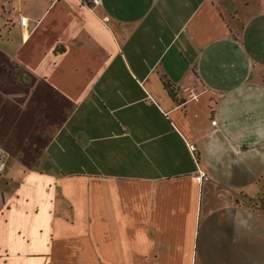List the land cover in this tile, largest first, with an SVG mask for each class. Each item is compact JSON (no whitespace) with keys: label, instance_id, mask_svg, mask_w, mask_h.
I'll return each mask as SVG.
<instances>
[{"label":"crops","instance_id":"1","mask_svg":"<svg viewBox=\"0 0 264 264\" xmlns=\"http://www.w3.org/2000/svg\"><path fill=\"white\" fill-rule=\"evenodd\" d=\"M249 1L223 11L242 18ZM14 3L0 1V149L18 181L0 191V264L16 249L53 254L57 215L75 208L77 189L123 260L264 264V213L244 200L264 176V81L251 50L242 79L235 62L229 76L215 65L212 44L230 39L220 0ZM233 95L250 126L222 113Z\"/></svg>","mask_w":264,"mask_h":264},{"label":"rangeland","instance_id":"2","mask_svg":"<svg viewBox=\"0 0 264 264\" xmlns=\"http://www.w3.org/2000/svg\"><path fill=\"white\" fill-rule=\"evenodd\" d=\"M3 1V0H0ZM17 0H13L16 3ZM219 2V0H218ZM229 2V1H228ZM227 0H220V12L222 11L224 14V24L225 30L230 36V39L220 38L217 39L212 44V55L214 58V63L219 67L220 71L226 76L230 75V65L232 62L236 63L237 74H239V78L242 79L243 76L241 74L242 67H239L240 62L246 61L245 59L250 54L249 50L253 51L252 53L256 54V61L253 63L254 69L258 70L261 73V81H264V12L260 15L258 4L254 0V2L249 1V5H242V18L235 12L234 9L231 14L227 15L225 10L223 11L225 5H228ZM14 3V7L16 4ZM238 5H240L238 3ZM264 7V5H263ZM17 12V10H15ZM239 11V12H241ZM253 16L256 17L254 21V25L248 29H245V17ZM234 24L238 25V28H234ZM241 29L245 30L244 39L240 36ZM231 31V32H230ZM235 39V40H233ZM235 41V47L232 45V41ZM230 42V43H229ZM261 49V53L257 54L256 50ZM253 61V60H252ZM215 82V81H214ZM217 83V82H215ZM237 81L235 84L230 83L229 85L234 86L232 89L237 88L239 85ZM264 84V83H263ZM228 85V83L226 84ZM264 89L262 88V97L259 99V92L255 91L252 94V101H258L259 106L264 107ZM214 100V99H213ZM213 100H208L209 106L213 110H217L214 105ZM250 96L247 97V101H250ZM245 106L244 102L235 98V95L225 98L221 104L222 113L225 115H230L233 119L232 121L239 126H250L252 120L246 119L242 115H237L236 111L238 109H242ZM247 124V125H245ZM0 157L1 162L3 164L5 154L0 149ZM4 166V164H3ZM3 169V168H2ZM21 169V170H20ZM17 170L21 171L22 176V166L18 165ZM15 168V172H17ZM9 172V163L4 166L3 172L0 173V191L13 189L16 186L17 180L11 183L8 180L7 173ZM19 174V172L12 174L13 178ZM20 176V177H21ZM4 178L7 180L5 182ZM187 186H191L190 183H187ZM76 199H78L74 206L73 210H65L61 211L58 214V220L61 221V224L56 226L55 229V237L57 238V242L53 244L54 253L50 254L46 257H34V258H26L23 256L20 251L17 249L11 255H8L10 264H135L136 260L134 258H127L123 260L116 252H113L112 243L106 242V238L102 239V235L106 232H110L109 229V221L106 219L100 218L99 214H96L93 211V207L91 209V213H89V208L87 204H85V200L87 198V191L77 189L75 191ZM249 197V196H247ZM244 197L245 202L248 201V198ZM252 199L251 204L257 205V207L264 208V176L259 181L258 184V192L256 196L250 197ZM92 202L94 200V196L91 195ZM1 201V200H0ZM99 201V200H98ZM86 205V206H85ZM94 206V205H93ZM196 224V223H195ZM196 229V227H195ZM36 231H38L36 229ZM17 238L21 239V236L18 235ZM48 238H50L48 236ZM23 242V240H21ZM104 241V242H103ZM44 249L50 251L52 244L48 241L43 242ZM19 245L23 246L25 250L29 248L31 256H36L38 251L35 249L34 245L29 243L18 242ZM113 246H116L113 244ZM37 251V252H36ZM46 253V252H45ZM5 255V253H4ZM51 256H55L52 258ZM142 261H145L142 259ZM152 262L155 264H160L161 259H153ZM190 264H196V258L191 255Z\"/></svg>","mask_w":264,"mask_h":264},{"label":"built area","instance_id":"3","mask_svg":"<svg viewBox=\"0 0 264 264\" xmlns=\"http://www.w3.org/2000/svg\"><path fill=\"white\" fill-rule=\"evenodd\" d=\"M91 5L97 6L100 3V0H90ZM19 24L21 27H25L27 25V18L25 16H20L19 17ZM22 36H25V32L22 31ZM3 168V164L1 162V157H0V171Z\"/></svg>","mask_w":264,"mask_h":264},{"label":"trees","instance_id":"4","mask_svg":"<svg viewBox=\"0 0 264 264\" xmlns=\"http://www.w3.org/2000/svg\"><path fill=\"white\" fill-rule=\"evenodd\" d=\"M168 86V88H169V91L171 92V88H170V86L169 85H167ZM172 93V92H171ZM173 96V95H172ZM261 179V178H260ZM260 179L258 180V182H257V186H258V184H259V181H260ZM247 197V196H246ZM248 198V201H247V204L250 206V208L252 209V210H259V211H262L263 213H264V208H263V206L262 207H257V205H254V204H251V202H252V199L250 198V197H247ZM251 202H250V201Z\"/></svg>","mask_w":264,"mask_h":264}]
</instances>
